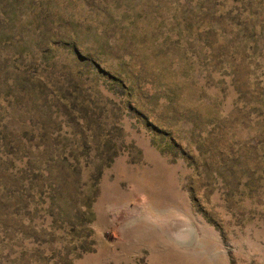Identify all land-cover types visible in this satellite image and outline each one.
<instances>
[{"label":"rangeland","instance_id":"1","mask_svg":"<svg viewBox=\"0 0 264 264\" xmlns=\"http://www.w3.org/2000/svg\"><path fill=\"white\" fill-rule=\"evenodd\" d=\"M0 264H264V0H0Z\"/></svg>","mask_w":264,"mask_h":264}]
</instances>
